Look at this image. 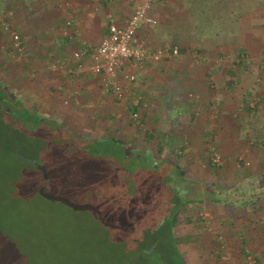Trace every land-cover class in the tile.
<instances>
[{"label": "rangeland", "instance_id": "obj_1", "mask_svg": "<svg viewBox=\"0 0 264 264\" xmlns=\"http://www.w3.org/2000/svg\"><path fill=\"white\" fill-rule=\"evenodd\" d=\"M180 3L186 8L190 30L177 32L171 28L172 25L163 30L169 29L167 33H172V39L186 35L195 46L204 43L213 48L216 44L235 42L239 38L238 31H241L242 16L246 13L251 14L258 33L264 28L261 23L264 0H181ZM70 4L73 5L70 0H63V9L69 12ZM160 5L167 6L166 3ZM166 38L169 36L165 33L159 40L164 39L165 43ZM74 44L77 47L79 43ZM67 48L62 51L71 52L72 47ZM237 56L231 57L230 62ZM201 57L205 56L189 46L174 61H189L191 65L195 64L194 58ZM250 57L249 65H252L256 60ZM257 63V76H261L264 59ZM78 88L82 103L83 89ZM255 95L251 97L252 106L259 103L256 100L260 94ZM192 99L197 103L201 100L194 95L190 96L191 103ZM6 100L13 102L12 105L5 104ZM107 101L113 102L117 110H110L108 114L98 111L95 108L98 103L92 101L91 108H80V104L74 107L76 112L69 115L57 110L54 116L47 113L51 116L44 119L45 122H39L36 110L23 105L20 99L13 101L0 93V110L16 109L9 114L0 111V228L16 244V248L12 247L5 254L20 264H232L234 254L226 255L215 250L221 245L224 249L227 247L220 230L229 225H219L220 216L225 213V217H229V212L234 210L217 201L222 196L213 184L217 182L226 190L233 192L234 189L244 195L248 194L250 186L242 182L235 185L231 174L221 181L218 178L224 169L219 171L210 164L211 149L220 153V138H217L220 94L215 92L205 101L208 105L203 116H207L210 124L206 128V151L200 154L178 151L181 135L175 139L165 134L154 135L149 142L145 139L143 145L144 133L146 130L150 132L151 126H146L141 118L139 124L131 122L128 100L127 106L126 103L125 106L116 104V99ZM20 103L29 110L25 114L27 118L22 116ZM192 115L190 112L188 116L191 118ZM167 123V127H171ZM243 126L241 133L251 132ZM252 131L261 133L259 128ZM165 140L167 143L163 144ZM160 144L164 148L161 154L158 152ZM6 149L14 154H8ZM189 156L190 170L187 164ZM20 158L27 161H20ZM28 161L45 167L49 177L48 192L67 198L74 204L94 205L101 211L105 222L128 230L106 227L93 211H77L41 197L38 187L45 180L43 173H37ZM239 163L240 159H237L234 164L240 168ZM259 166L256 163L255 169ZM196 167L200 168L199 172L192 173ZM176 168L185 170L183 176ZM195 178L201 181L191 183ZM252 180L247 179L246 182L254 183ZM210 198V205L206 207ZM186 200L196 201L189 205V218L195 221L204 213L205 223L188 224L187 215L182 214L172 231L169 228L171 219ZM238 212L246 214L242 210ZM250 217L256 220L258 213ZM263 225L261 231H264ZM148 253L152 255L147 257ZM216 253L224 255L219 259Z\"/></svg>", "mask_w": 264, "mask_h": 264}, {"label": "crops", "instance_id": "obj_2", "mask_svg": "<svg viewBox=\"0 0 264 264\" xmlns=\"http://www.w3.org/2000/svg\"><path fill=\"white\" fill-rule=\"evenodd\" d=\"M70 2L73 5H69L71 9L68 12L62 7L63 0H20V2L18 0H0V14L20 34L26 47L24 57H20L13 49L11 34L0 26V91L13 101L20 99L23 105L36 110L39 117L43 119L51 116L47 113L54 116L57 110L69 115L71 112H76L74 107L80 106V104V108L83 106L91 108L93 106L92 101L98 103L95 107L98 111L101 110L107 114L117 107L114 106L113 102L111 104L110 101H107L114 98L101 90V78L91 73L88 60L85 61L78 77L70 76L60 70H50L49 66L53 62L63 60L77 48L71 38V30L65 25L69 13L75 14L82 31V40L95 48L107 35L109 15H113L116 22L124 26L133 14L135 4L129 0H70ZM180 2L181 0H158L152 11V15L158 20V25L144 28L139 36L151 48L167 47L178 42L196 48L198 54H203L205 57H201L202 59L194 58L195 64L191 65L189 61L180 63V60H166L160 63L149 62L143 68L135 65L128 66L125 72H134L138 79L132 86H129V95L126 98L130 104L127 109H130L133 98L140 99L139 112L142 122L146 126H151L152 130L149 133L158 137L160 134H165L164 136L168 135L174 139L181 135V139H184L187 144L188 149L185 150L200 154L206 151L204 150L206 147V128L208 123L210 124L207 116L205 114L203 116L206 105H208L205 101L215 92L219 93L221 96V116L219 117V135L217 138L218 136L220 138L219 150L225 166L223 174L219 175L220 178L218 179L222 181L224 180L223 177L231 174L235 185L239 186L241 182L242 184L249 183L250 191L252 189L258 190V188H262L261 191H263L264 76L261 84H257L255 81L258 74L257 62L261 58L264 59V28L262 32L258 33L255 30L257 29L256 26H253L255 24L252 17L250 18L251 14L246 13L242 16L241 31H238L239 38H236L235 42L228 41L225 45L216 44L211 48L204 43L195 46L183 34L172 39V33H167L169 29L163 30L165 27L172 25L171 28L177 32L190 30L191 23L188 24L186 8ZM162 3H166L167 6H159ZM175 4L180 6L175 7ZM261 19V23L264 24V11L261 14ZM186 21L187 29L185 28ZM165 33L169 38H166L167 41L163 43L164 39H159ZM68 46H71L72 50L69 53L65 52V54L62 50L64 48L68 50ZM91 52L92 49L89 50L88 55ZM239 54H249L256 61L252 65L238 64V66H233L230 62L231 57L234 58ZM203 61L204 63H201ZM78 87L83 89L82 103L79 100L81 93ZM237 90L239 94L235 92ZM75 91H79L77 101L74 98ZM258 93L262 96L263 101L260 107L256 108V113L250 114L247 111L244 96L248 95L250 98L251 94ZM192 95L201 99L198 103L192 99L195 104L194 107L190 100ZM125 103L126 101H117L116 104L125 106ZM12 110L16 111V109ZM190 112H193L191 118L188 116ZM101 114L104 116L102 112ZM179 115L183 118H179ZM167 122L170 123L171 127H167ZM243 125L251 129V132L248 130L249 133H241ZM258 128L260 134L252 131ZM146 131L144 135H146ZM128 133L126 132V134ZM144 140L145 138L142 143ZM135 141L138 142L137 139ZM158 152L161 154L159 150ZM237 159L245 161V166L250 169L241 170L236 167L234 163ZM188 160L189 168L190 156ZM256 163L262 167L259 166V169H255ZM231 167L233 170L229 172ZM180 169L182 172L185 171ZM199 170L200 168L196 167L191 172L196 174ZM216 177L218 176L216 175ZM251 178L252 181H255L254 183L246 182L247 179ZM195 179L191 183L201 181L199 178ZM213 185L216 186L217 192L218 189L222 188V185L217 182ZM197 191L199 190L197 189ZM209 200L206 207L210 205L212 198ZM259 205L264 208V200ZM223 207L228 208L225 205ZM210 209L213 210V208ZM229 209L234 210V212H229L231 214L229 217H225L224 213L220 216L219 221V225L233 226L229 232V242L223 253L226 255L234 254V261L237 260L236 264H243L240 258L243 254V247L247 253L253 252L264 258L262 232L244 231L245 236L243 237L238 231L240 227L243 228L246 224L251 226L253 217L248 214L243 216L239 213L238 215L235 208L229 207ZM263 216L264 213H261V217L258 216L259 221H261V228L264 223ZM248 219L251 220L248 221ZM220 231L223 232V229ZM244 238L247 239L244 240Z\"/></svg>", "mask_w": 264, "mask_h": 264}, {"label": "built area", "instance_id": "obj_3", "mask_svg": "<svg viewBox=\"0 0 264 264\" xmlns=\"http://www.w3.org/2000/svg\"><path fill=\"white\" fill-rule=\"evenodd\" d=\"M129 1L135 4V9L126 24L124 26L119 25L115 17L109 15L107 35L95 48L82 40L75 14L73 12L69 13L65 25L71 30V38L73 41L79 44L63 60L51 63L49 69L60 70L70 76L78 77L81 74V69L85 61L88 60L90 62L91 73L101 78L103 92L121 102L127 100L129 86H132L137 80V74L134 72H125L128 66L135 65L143 68L149 62L160 63L178 58L181 55L178 47L151 48L139 36L144 28L158 25V20L152 15L154 5L158 0ZM0 26L11 34L15 52L20 57H24L26 47L23 44L20 34L2 14H0ZM91 49L92 52L88 55ZM251 61L249 54H240L232 62V65L236 66V64L240 63L249 65ZM259 80L260 76H257L256 81ZM78 97L79 91H75V101H77ZM259 100L256 101L259 102ZM139 106L140 99L133 98L131 107L139 108ZM130 118L137 124L141 122V114L139 111H130ZM211 153L212 165L221 166L223 160L220 153L214 148L213 150L211 149ZM252 263H255L254 260L251 261Z\"/></svg>", "mask_w": 264, "mask_h": 264}, {"label": "trees", "instance_id": "obj_4", "mask_svg": "<svg viewBox=\"0 0 264 264\" xmlns=\"http://www.w3.org/2000/svg\"><path fill=\"white\" fill-rule=\"evenodd\" d=\"M218 6H221L222 5V2L221 3H218L217 4ZM178 47L179 48V50H180V53H184V52H186L188 49H189V46H186L185 44H182V43H174V44H172V46L171 47ZM164 48H170V47H164ZM240 64H242V63H240ZM239 64V65H240ZM237 66H238V64H236ZM263 73H264V71H261V76H260V80L259 81H255L257 84H261L262 82H263ZM0 93H1V91H0ZM2 94V93H1ZM255 95V94H254ZM255 96H258V95H255ZM251 97H253L252 96V94H251ZM251 97L249 98V96L248 95H245L244 96V101H245V104L247 105V108H248V110L247 111H249L250 112V114H253V113H256V108H258L259 107V105L262 103V101H263V98H262V96H260L259 95V97L261 98H259L260 100H259V103H258V106H252V104H251V102H252V100H251ZM13 103V102H12ZM12 103H10V101L9 100H6V102H5V104H11L12 105ZM218 103H220V101H218ZM250 104V105H249ZM0 111H2L3 113H5V114H9V112H11L12 110H10V109H6V110H0ZM20 111L23 113V115L22 116H24L25 117V114L29 111L28 109H27V107H25V106H23L21 103H20ZM130 111H132V112H137V111H139V108H137V107H131L130 108ZM109 116L111 117V114H109ZM25 118H27V117H25ZM37 118V117H36ZM38 119V121L39 122H45V120L44 119H42V118H40V117H38L37 118ZM146 137H145V139H146V141L147 142H149V141H151V140H153L154 139V135L152 134V133H149V132H147L146 131V135H145ZM167 143V141H165V142H163V144H166ZM161 145V144H160ZM177 150L178 151H180V152H182V151H185V149L187 148V144L185 143V141H184V139H182V141H179L178 142V144H177ZM164 148H163V146L161 145V147H159L158 148V150L160 151V152H162V150H163ZM6 152L8 153V154H12L13 152L11 151V150H9V149H6ZM14 154V153H13ZM180 157V156H179ZM222 157V156H221ZM24 160V162H26L27 160H25V159H23V158H20V161H23ZM222 160H223V158H222ZM30 164H31V162L30 161H28ZM210 164L212 165V163H211V161H210ZM241 166H240V168L239 169H241V168H244V169H247L248 167H246L245 166V163L243 162V160H240V163H239ZM32 166H33V169L37 172V173H42L38 168H37V164H34V163H32L31 164ZM213 166V165H212ZM224 166H225V162H224V160H223V164L221 165V166H213V167H215L217 170H219V171H221V170H223L224 169ZM177 169V172L179 173V175L180 176H183V173H182V171H180V168H176ZM250 168H248V170H249ZM45 179V178H44ZM49 181V180H48ZM48 181L45 179L44 181H42L40 184H39V187H38V189H40V188H45V190H47V187H46V185H47V183H48ZM33 190H34V187H33ZM219 191L217 192L220 196H222V199H218L217 201H222L223 202V204L226 206V207H232V208H238L237 210L239 211V210H242V211H244V212H246V214H248V215H250V216H252V215H257V213H258V216L259 215H261V213H264V208L263 207H261V205H259V203H261L263 200H264V190L263 191H261L262 190V188H258V190L257 189H252V191H250L249 193H248V195H247V193H246V195H244V193L243 194H239V193H237L236 191L237 190H234L233 189V192H231V190H226V189H224V188H220V189H218ZM39 191V190H38ZM260 192V193H259ZM261 192H262V194H261ZM238 194V195H237ZM40 195V194H39ZM41 196V195H40ZM41 197H43V196H41ZM44 198V197H43ZM47 200V199H46ZM194 202H196V201H194V200H186L185 201V203H182L180 206H179V209H178V211H176L177 213H175L174 215H173V217H172V219H171V223H170V229L173 231V230H175V227L178 225V222H179V218H180V216L182 215V214H186L187 216H188V209H189V205L191 204H193ZM194 210L196 211V209L194 208ZM95 213V212H94ZM239 213L240 212H238V215H239ZM246 214H243V216H245ZM198 215V214H197ZM96 216H97V214H96ZM98 217V216H97ZM197 220H195V221H193V219H192V217L191 218H189V216L187 217V222H188V224H195V223H197L198 225H201V224H203V223H205V219L203 218V215L202 214H200V215H198L197 217ZM255 218H257L256 220H252V222H251V224L254 226V227H250L249 225H247L246 224V226H243V228H239V234L241 233V235L240 236H245V234H244V231H247V232H253V233H258L257 231H259V233L260 232H262V234H263V242H264V231H261V221H259V217H255ZM234 225V224H233ZM197 226V225H196ZM233 229V226L232 227H229V226H227V227H225L224 229H223V232H221L220 234H221V236H222V239H223V241L225 242V243H228L229 242V240L228 239H230V237H228L230 234H229V232L231 231ZM134 231H137V229H135ZM247 239V238H246ZM245 238H244V240H246ZM12 240L10 239V236L8 237L7 236V234H6V232L4 231H2L1 230V228H0V264H20L19 263V261H13V260H11L10 259V257H8L6 254H5V252L7 251V250H10L12 247H15L16 248V244H14L13 242H11ZM152 241H153V239H152ZM141 244V243H140ZM136 245H139V243H137ZM225 247L224 246H218V248L215 250V251H217L218 253L220 252V253H223V252H225V250L226 249H224ZM146 251H149V249L148 250H146ZM214 250H212V252L214 253L215 252ZM242 252H243V254L241 255L242 257H240L241 259H242V261H244L245 260V262H243V264H251V261L252 260H254V262L255 263H252V264H263V262H264V258L262 257V256H258V255H256L255 253H253V252H249V253H247L246 252V250H245V248L243 247V249H242ZM218 253H216L215 254V256H216V258H221L222 257V255H224V254H218ZM147 255V257H150L151 255H152V253L150 254V253H148V254H146ZM237 263V260L236 261H234L232 264H236Z\"/></svg>", "mask_w": 264, "mask_h": 264}, {"label": "water", "instance_id": "obj_5", "mask_svg": "<svg viewBox=\"0 0 264 264\" xmlns=\"http://www.w3.org/2000/svg\"><path fill=\"white\" fill-rule=\"evenodd\" d=\"M37 168L43 173L44 178L47 180L49 177H48V173H47L45 167L37 165ZM39 193L41 196H43L47 200L54 201V202H60L62 204H65V205L71 207L74 210H77V211H84V210L93 211L97 214L100 221L106 227H110V228H114V229L120 228L119 226L105 222L103 220L101 211L99 209H97L94 205H91V204H83V205L74 204L72 201H70L67 198H64L61 196H55V195L51 194L50 192L45 190V188H43V187L39 189ZM120 229L125 230V231L128 230V228H120Z\"/></svg>", "mask_w": 264, "mask_h": 264}]
</instances>
